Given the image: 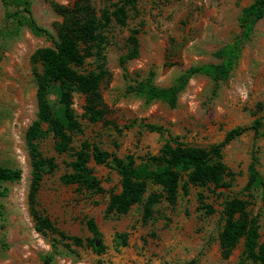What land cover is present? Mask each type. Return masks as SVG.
<instances>
[{"label":"rangeland","instance_id":"374dc122","mask_svg":"<svg viewBox=\"0 0 264 264\" xmlns=\"http://www.w3.org/2000/svg\"><path fill=\"white\" fill-rule=\"evenodd\" d=\"M36 22L54 32L60 18L51 2L68 5L74 0H30ZM97 11L113 9L119 0H90ZM253 0H138L130 11L125 26L112 24L105 32V49L109 80L100 87L105 105L103 120L90 123L83 118L84 97L73 93L75 115L82 131L72 136V147L84 142L117 157H143L157 154L165 139L176 137L182 143L207 147L222 141L226 132L249 126L264 117V18L243 47L229 78L215 85L205 76H196L179 95L175 106L128 92L129 86L152 73V82L161 87L172 85L190 66L214 62L213 54L239 32L238 18ZM0 0V161L21 170L16 182L4 183L6 195L0 197V264H40L52 252L51 238L37 233L29 213L27 194L30 184V160L25 133L36 119L35 83L32 78L31 54L51 42L22 29L7 36L11 28ZM139 30V52L135 59L121 63L128 51L131 31ZM89 68V67H88ZM57 115L61 114L58 92L48 96ZM264 123V119H263ZM161 126V136L145 128ZM45 157H53L55 171L44 177L38 193L42 214L70 236L89 235L85 218L96 223L106 251L98 255L90 249L58 244L52 264H238L240 245L223 259L218 244L222 226L220 211L223 199L241 192L247 181V167L253 151L258 157V170L264 178V137L254 140L251 131L228 144L223 162L234 176L226 178L231 186L209 191L190 186L187 195L179 193L174 207L159 204L153 220L143 223L141 206L135 205L122 216L104 217L109 192L119 191V178L108 168L90 163L104 189L91 195L76 186L64 185L60 177L70 172V154H57L49 136L40 143ZM214 209L206 214L198 201ZM259 217L261 241H264V203L259 194L250 207ZM128 233V245L113 248L115 233Z\"/></svg>","mask_w":264,"mask_h":264},{"label":"trees","instance_id":"16d2710c","mask_svg":"<svg viewBox=\"0 0 264 264\" xmlns=\"http://www.w3.org/2000/svg\"><path fill=\"white\" fill-rule=\"evenodd\" d=\"M6 21L11 28L7 36H16L27 29L34 36L51 42L49 47L36 49L30 56L32 78L35 83L37 104L36 119L25 133L26 148L30 160V184L27 194L29 213L37 233L49 236L52 252L42 257L40 264H52L58 244L71 250V246L90 249L101 255L106 251L101 233L92 218H85L89 235L86 238L70 236L59 230L50 218L43 215L38 205V193L45 176L52 174L57 165L53 157H45L40 143L49 136L53 139L57 154H70V172L60 177L64 185L76 186L91 195L103 194L101 181L90 163L102 165L119 178V191L109 192L104 217L126 215L133 206H141V220L147 223L155 218L159 204L174 207L179 193L187 195L190 186L205 189L213 194L217 189L231 186L226 178H233L223 162V150L232 141L248 131L254 140L264 137V117L256 118L249 126H238L226 132L222 141L207 147L182 143L169 136L155 155L117 157L101 150L97 145L84 142L78 149L72 147V136L82 131V125L72 108L73 93L84 97L85 118L90 123L103 120L105 105L100 87L109 80L105 49L108 44L106 30L112 25L125 26L129 13L136 9L138 0H119L113 9L97 11L90 0H74L68 5L51 2L53 11L60 18L53 26L54 32L40 26L34 19L30 0H1ZM264 18V0H253L238 18V34L213 54L214 62L190 66L167 87L152 82V73L129 86L128 92L144 98L147 103L159 101L175 106L179 95L189 81L205 76L215 85L226 81L234 69L241 51L253 35L256 24ZM139 30L131 31L127 39L128 51L121 63L135 59L139 52ZM89 67V68H88ZM57 89L61 114L57 115L48 96ZM150 132L163 135L161 126L146 124ZM258 157L253 151L247 167V181L241 192L223 199L220 216L222 226L218 244L223 259H227L240 245L238 264H264V241H261L259 217L250 209L257 194L264 203V178L258 170ZM21 170L7 167L0 161V197L4 183L20 180ZM202 193L198 201L206 214L214 209L204 203ZM128 233H115L113 248L119 250L128 245ZM192 264H198L196 260Z\"/></svg>","mask_w":264,"mask_h":264}]
</instances>
